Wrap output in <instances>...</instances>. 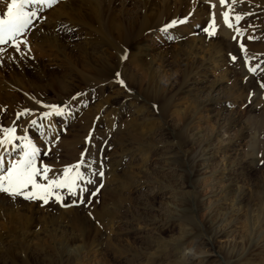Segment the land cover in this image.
<instances>
[{"label": "rangeland", "instance_id": "rangeland-1", "mask_svg": "<svg viewBox=\"0 0 264 264\" xmlns=\"http://www.w3.org/2000/svg\"><path fill=\"white\" fill-rule=\"evenodd\" d=\"M196 1L189 0L188 7H197ZM204 3L198 7L199 16L193 22V37L207 36L202 28L214 9L210 1ZM207 15L208 19H204ZM255 18L264 27L263 15ZM40 22H36V27ZM69 24L63 34L65 56L74 54L69 60L76 59L78 50L75 47L79 45L90 51L96 50L80 26ZM217 35H222V30H218ZM145 43L157 47L165 57L162 67L158 59L152 60L151 64L154 71L164 75V87L170 94L172 89L178 91L181 87L182 90L174 96L172 108L177 111L169 116H161L157 106L154 108V104L145 99L144 92L135 83L127 85L130 92L108 80L98 84L85 83L68 61L64 62L60 56L52 60L49 54L54 51L48 48H45L47 52L34 51L41 67L26 63L31 79L42 81L44 76L39 74H46V81L43 80L48 87L46 103L65 101L73 108L72 115L55 118L57 131L61 132L59 143L53 142L51 151L42 155L40 162L50 165L54 171L75 163L81 151L89 148L85 137L91 132L94 139L90 151L103 160L105 171L104 187L93 198L90 207H61L56 203L41 206L39 203L38 219L32 230L39 239L40 236L43 238L40 241L32 236L30 254L38 259L37 263L41 260V264H86L81 259L68 262L69 253L62 242L78 237L83 227L81 221L71 217L86 215L99 229V240L105 242L110 235L112 240L120 241L126 247L122 258L107 253L92 254L87 264H125L132 248L142 252L138 260L141 264H264V89L260 87V83H264V74L249 73L247 69L252 63L249 61L245 66L242 57L235 63L231 61L229 53H238L236 42L231 40L225 54L226 62L219 65L215 58L209 61L208 52L206 57L198 56L195 58L197 68L201 70L207 63L210 68L205 74H197L195 81L183 85L179 78L185 70V56L171 55V52L177 53L179 47L176 37L168 39L163 33L151 32ZM251 44H254L253 50L246 46L248 54L254 61H260L264 71V30ZM27 58L34 59L32 55ZM1 66L6 77L0 78V99L11 92L18 94L12 100H0V121L8 126L15 119L16 111L30 106L27 99L31 92L27 94L11 82L21 74L20 65L14 61ZM47 69L49 71H45ZM51 71L65 74L63 80L72 94L59 91L58 84L51 82ZM87 75L91 77L92 74ZM76 92L86 93L78 100L86 102L88 107L70 100ZM192 102L198 108L190 113L187 109L193 108ZM97 104L102 107L98 108ZM9 106H16V109L11 111ZM178 111L180 114L188 111L179 122ZM188 115L193 119L190 125L186 120ZM29 118L21 117L18 121V135L24 134L22 127L27 125ZM33 132H37L34 140L39 142L40 132L36 129ZM183 138L184 143L181 142ZM175 161L184 163L179 162L182 166L177 167ZM188 162L195 167L190 181ZM96 179L99 184L100 178ZM227 190L231 191L230 195ZM116 195L119 199H115ZM65 202L70 204L71 200ZM46 211L55 214L66 211V218L58 223L48 221L44 224L40 215ZM102 213L108 216L106 221L100 219ZM43 224L48 229L57 228L56 235L60 237L48 240L42 231ZM182 237L194 240L196 254L176 243ZM153 238L162 243L163 250L156 242L147 248L146 242ZM173 239L176 241L170 243ZM76 255L80 258L82 254L77 252ZM8 259L5 257V264L9 263ZM34 262L37 264L36 260Z\"/></svg>", "mask_w": 264, "mask_h": 264}, {"label": "bare ground", "instance_id": "bare-ground-1", "mask_svg": "<svg viewBox=\"0 0 264 264\" xmlns=\"http://www.w3.org/2000/svg\"><path fill=\"white\" fill-rule=\"evenodd\" d=\"M205 1L206 0H197L195 4L198 6L189 8V0H61V3L55 5L51 9H46L41 14L43 17H46V19L41 20L36 30L29 35L31 52L28 53L27 50L25 51L22 47L24 57L21 58V53L15 52V50L8 45H4L2 47L7 49V52L0 54V64L5 66L8 62L12 63L15 61L16 64L20 65L22 68L21 74L17 75L11 82L17 87L22 88V90H25L27 94L31 92V94H29L30 97H35L46 102L45 90L48 87L47 83L43 82L46 74H44V72L43 74H39L40 76L43 75L44 78H40L42 81H35L29 77V70L25 65L26 63L27 65L34 63L33 66L41 67L42 63L36 60L34 51L41 50L44 52V50H46L45 48H48L50 49L49 51H54L49 54L52 60L53 57L60 56L64 62L68 61L76 68V71L78 70V76H82L81 78L82 80L84 79L85 83L98 84L106 80L112 82L114 72L120 71L122 78L128 86L134 83L137 84L144 92L145 99L157 106L159 114L161 116H169L175 111V108H172L174 106V96L182 90L181 87L178 91L172 89L170 94L169 90L164 87V75H162L161 72L154 71L151 64L152 60L158 59L161 61L159 65L162 67L165 62V57L157 47H150L145 41L148 34L151 32L161 33L159 29L164 23L172 19H183L191 12L192 15L189 16L186 24L178 25L168 32L169 35L175 36L179 43V47L176 51L177 53L174 54L171 52V55L173 57L178 56V54L185 56L183 59L185 70L181 73L179 80L182 79V84L186 85L189 82L195 81V76L197 74H205L206 70L210 68L209 63L204 65L201 70L195 65V58L200 55L206 57L208 54L209 61L215 58L216 61L219 62V65L223 64V62H226V50L230 45L234 33L223 26L221 16L220 18L218 17L223 10L219 4V0L208 1L216 5L213 11L215 12L217 23L220 24L218 30H222V35H216L213 38L209 36L193 37L195 31L193 27L195 23L193 22H195L199 16L198 7L201 8L202 5L205 4ZM228 2L230 3L231 0H228ZM6 3L7 0H0V13L5 10ZM235 8L240 12L247 13L244 22H242V27L246 29L243 42L252 49L254 44H251V42L259 36L262 30H264V27L259 25L260 23L255 18L257 15H263L264 17V0H242V2H238L235 5ZM204 19H208V15L205 16ZM69 23H75L78 27L80 26L79 28L82 30V33H84L85 38L88 34L91 41H93V46H95L94 49H96L90 51L83 45L75 47L78 50V54L74 61L69 60V57L73 59L72 55L74 54L66 57V50H64L66 44L64 43L63 34L66 32V29L70 27ZM185 35L187 37H184ZM248 35H252L255 39L251 41L247 40ZM47 50L45 52H47ZM152 50H158V52L152 53ZM206 52L208 53L206 54ZM31 55L34 57L32 61L27 58ZM122 55H127V59L121 60L120 57ZM9 57H11V59H9ZM21 59L23 61H21ZM250 61L252 67L260 65V67L257 68V73L264 74V71L261 70L262 68L259 60L254 61L253 58H250ZM45 71L49 70L47 69ZM89 73L92 74L91 77L87 75ZM2 77L5 78L6 73L0 69V78ZM50 77L52 80L51 82H56L58 84L57 88L60 92L66 90V93H73L67 83L65 85V80H63L65 74H55V72H52ZM17 95L18 94L11 92V95L3 96L0 100L6 98L8 100L11 98L12 100V97ZM58 97L61 98V94H58ZM24 98L27 99L26 97ZM27 100L30 103L28 108H38L33 100ZM211 102H213V100ZM192 104L194 105L193 108L187 109L190 113L192 110L198 108L195 102H192ZM97 105L98 108L102 107L101 104ZM9 108L13 111L16 109V106H9ZM188 111H184L182 114H180V111L177 112L178 122L179 119H183L186 116ZM186 120L187 124L190 125L193 119H190L188 115ZM45 123L47 122L45 121ZM53 123L55 124L54 121ZM24 126L26 127V125H23L22 129L25 128ZM36 133L37 132H33V129H28V134L33 138ZM181 142L184 143V138ZM182 143L180 144L181 147L183 145ZM0 154H3V149H0ZM7 160L8 157L5 158V163H7ZM179 162L180 161H175L174 164L180 167L182 166L180 163H184ZM187 165V176L190 181L192 180V175L195 173V167L189 162ZM226 193L230 195L231 191L227 190ZM115 199H119V195H116ZM241 201L242 200L239 199V202ZM38 205V202L22 200L17 202H6L0 200V264H5V257L9 258L8 264H34V260H36L37 263L38 259L32 257V254H30V242L32 241V236L39 239L38 235L32 230V227L36 226V224H34L36 219H38ZM197 205H199V202H197ZM65 213L66 211H59L56 214L46 211L40 216H43L44 219H41L44 224L48 221L58 223L59 221H64L66 218ZM99 216L101 220L103 219L105 221L108 217L103 213ZM71 218L76 221H81L84 228H81L79 236L75 237L73 240L64 239V241H62L69 253L67 257L68 262L81 259L82 262L87 264L90 262L92 254H109L113 257L120 258L125 255V245H122L120 241L116 243L112 240L110 235L107 236L108 238L105 242H102L103 239L99 240L100 231L89 217L86 215L81 217L75 215V217ZM209 229V232H211L212 229ZM42 231L48 240L60 237V235H56L57 228L53 230L48 229L46 226H42ZM41 238L43 237L40 236V239ZM62 238L63 237L60 239ZM175 241L176 239H173L170 243H174ZM155 242L159 244V247H162L163 250L164 246H162V243L154 238L146 242L147 248L151 247ZM176 243L188 247L191 251L193 250V254L197 253L193 248L194 240L182 237V239L179 241L177 240ZM131 250L132 253H130V257L127 258L126 256V260L124 261L125 264H141L138 260L141 259L142 252L133 248ZM77 252H81L82 255L80 258L77 257ZM39 261L40 263L37 264L43 263L41 260ZM46 264L48 263L46 262ZM143 264H147V262Z\"/></svg>", "mask_w": 264, "mask_h": 264}, {"label": "snow or ice", "instance_id": "snow-or-ice-1", "mask_svg": "<svg viewBox=\"0 0 264 264\" xmlns=\"http://www.w3.org/2000/svg\"><path fill=\"white\" fill-rule=\"evenodd\" d=\"M207 2L208 0H206ZM238 2H242V0H231L230 3L228 0H219L223 9L220 16L223 26L234 33L232 40L238 46L236 55L229 53L231 61L235 63L239 57H242L243 63L247 66L250 56L243 42L246 29L242 27L247 13L240 12L235 8ZM59 3L61 0H7L5 10L0 13V54L7 52V49L2 47L3 45H8L15 52L21 53V58L24 57L22 46L30 53L29 35L36 30V22L46 19L41 14ZM211 7L214 9L216 5L211 4ZM191 15L190 12L183 19H172L164 23L159 31L165 34L168 39H174L175 37L167 35L169 30L186 24ZM219 27L220 24L217 23L213 11L202 31L207 36L214 37L217 35ZM253 39L255 37L252 35L247 36V40ZM120 59L126 60L127 55H122ZM259 67L260 65L248 67L247 70L249 73L255 74ZM112 82L125 91H131L120 71L114 72ZM100 86L97 85V87ZM260 87L264 89V83H260ZM85 95L84 92H76L70 97V100L81 107H88L86 102L78 100V97ZM30 99L38 108H23L16 111L15 119L8 126H4L0 121V149H3V154H0V200L38 202L41 206L56 203L61 207H90L93 198L97 197L104 187L102 181L105 178L103 160L97 159L90 151L94 139L92 133L90 132L85 137V144L89 145V148L81 151L79 159L73 164L64 166L62 170L54 171L50 165L41 163L40 158L51 151L53 142L59 143L61 132L57 131L53 121L57 117L66 118L72 115L73 108L65 101L46 103L35 97H30ZM249 103H251L250 98ZM153 107L155 108L156 105ZM79 110V108L75 109L76 112ZM21 117L32 118L27 121L24 134L18 135V121ZM94 119L99 120L100 117ZM28 129H36L40 132L39 142L28 134ZM63 131L66 132V128ZM4 154L8 156L7 163H5ZM50 173L52 174L50 175ZM96 177L100 178L99 184ZM66 199H70L71 203H66ZM88 215L91 216L92 213L89 211Z\"/></svg>", "mask_w": 264, "mask_h": 264}]
</instances>
